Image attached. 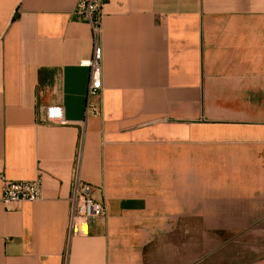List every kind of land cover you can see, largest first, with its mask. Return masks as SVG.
<instances>
[{
	"label": "crops",
	"instance_id": "0c3cea01",
	"mask_svg": "<svg viewBox=\"0 0 264 264\" xmlns=\"http://www.w3.org/2000/svg\"><path fill=\"white\" fill-rule=\"evenodd\" d=\"M78 1L0 0V264H264V0H110L86 123ZM78 154L108 218L68 243Z\"/></svg>",
	"mask_w": 264,
	"mask_h": 264
},
{
	"label": "built area",
	"instance_id": "2783aa9c",
	"mask_svg": "<svg viewBox=\"0 0 264 264\" xmlns=\"http://www.w3.org/2000/svg\"><path fill=\"white\" fill-rule=\"evenodd\" d=\"M110 0H79L73 15L77 21L87 23L92 31L93 52L88 61L83 63L89 69V81L86 89L84 123L90 117H100L102 109L95 99L103 89V48L101 34L103 28L104 9ZM45 124H65L64 110L60 106L46 109ZM42 180L13 181L2 177V201L36 202L42 199ZM94 186L81 177V154H78L72 171L71 195L69 198V214L67 221L68 243L75 237L90 235L93 223H105L108 208L105 202L96 200ZM68 255V253H66Z\"/></svg>",
	"mask_w": 264,
	"mask_h": 264
},
{
	"label": "rangeland",
	"instance_id": "374dc122",
	"mask_svg": "<svg viewBox=\"0 0 264 264\" xmlns=\"http://www.w3.org/2000/svg\"><path fill=\"white\" fill-rule=\"evenodd\" d=\"M223 259L225 260V262H227L228 259H229V257L228 256H225Z\"/></svg>",
	"mask_w": 264,
	"mask_h": 264
}]
</instances>
